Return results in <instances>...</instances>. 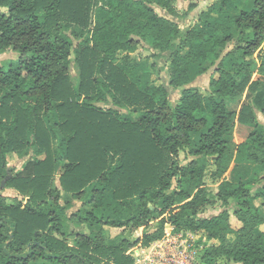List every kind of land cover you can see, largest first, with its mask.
I'll list each match as a JSON object with an SVG mask.
<instances>
[{"label":"trees","instance_id":"trees-1","mask_svg":"<svg viewBox=\"0 0 264 264\" xmlns=\"http://www.w3.org/2000/svg\"><path fill=\"white\" fill-rule=\"evenodd\" d=\"M172 2L0 0V55H17L0 65V183L10 175L5 189L22 197L0 188V264H134L167 228L210 242L200 264H264V124L252 102L227 108L264 90V0H220L183 29ZM138 48L165 57L167 81L140 80L152 69ZM203 64L205 93L191 86ZM236 124L250 129L239 144ZM25 150L11 170L7 155ZM233 164L252 166L251 178L230 181Z\"/></svg>","mask_w":264,"mask_h":264},{"label":"rangeland","instance_id":"rangeland-1","mask_svg":"<svg viewBox=\"0 0 264 264\" xmlns=\"http://www.w3.org/2000/svg\"><path fill=\"white\" fill-rule=\"evenodd\" d=\"M220 0H173L172 5L175 8V10L178 13V16L175 18H172L174 22H176L181 29L186 28L188 26L194 25L197 20L199 13L205 10L208 6L215 2H219ZM191 5L196 6V8L193 11H189V7ZM84 41V37H79L74 39V48H76L78 45H80ZM225 53V51L223 52ZM16 54L13 53L12 51H6L4 54L0 55V65L7 64L8 61L10 60H15L16 59ZM119 56H124V53H120ZM133 57H136L138 60H143L146 58V63L144 68H150L151 74L147 75L146 72L143 70V68L139 69L137 71V75L140 77V80L143 83H148L151 85H159L161 81H167L168 80V63L165 60V57H160V58H151V51L145 49V48H138L137 51L132 54ZM153 64H156V66L151 68ZM204 68L208 69L204 75H199L197 71V65L193 66L191 70L192 74V83L191 86L197 88L201 92L205 93L208 88L209 84V78L213 74V68H209V64H203L202 65ZM70 75L73 78V84H77V70L75 69V65L72 64V67L70 69ZM179 96V91L176 90L174 94L170 96V101L172 106L175 104L177 101V98ZM264 97V90L259 91L258 95L253 97V96H248L246 97V94H244L239 100H243L245 98L244 102L251 103L256 112H258V105L260 106L261 100ZM100 107L107 109L110 105H104V104H99ZM236 110V109H235ZM139 111H136L133 114H129L126 112H123V114L129 115L130 118L134 119L138 115ZM260 122L264 124V119L260 114L257 115ZM233 120L235 117H233ZM238 130H234V133L236 131L237 138H239L240 132H241V138L246 134L245 130H250L249 128L246 127H241ZM53 148L54 150H61L64 152V147L59 143V142H54L53 143ZM33 156L32 150H25L23 152L19 153H10L6 157V161L8 164V167L13 170V171H19L22 167L25 161L29 160ZM180 160L184 164V154L181 152L180 153ZM202 164L205 165L206 167V173H205V182L209 186V191L211 192H216V184H217V178H213L211 174L214 171V167L210 165V163L202 161ZM61 170L59 171V173ZM253 174V170L248 167V165H235L233 164L230 169L228 170L226 177L232 181V182H244L248 179L251 178ZM5 179V178H4ZM2 179L1 182L4 180ZM58 179V178H57ZM55 185H58V181H54ZM1 184V183H0ZM2 195L5 197L9 198H18V200H21L22 197L19 196L16 191L12 189H2ZM258 201L257 203H259ZM63 204V202H61ZM75 207L74 209H77L79 204L74 202ZM261 210L264 213V207L261 208ZM73 211V210H72ZM72 211L70 210L68 214H71ZM221 211V208L219 207V204H217L214 208H208L205 212V217H209L212 215H217ZM230 223L233 228L239 227V223L231 216L230 217ZM71 230V227H70ZM261 230L264 231V224L261 226ZM108 232L111 236V238L115 237L116 235L121 233L120 229H108ZM127 233V232H126ZM136 234V233H135ZM167 235L169 236H176L179 237L176 239V247L173 246L174 240H172L171 244H168L166 247H163V251L165 254L169 252V250H173V252H179L180 258H182L183 255V250L186 249L187 254L191 255L193 258V263L194 264H200V256H201V251L204 247L208 246L210 243L208 241H204L203 236L200 234L191 236L189 233H184V232H176L172 228H167L166 230V237L165 239L167 240ZM127 238L130 237V235L126 236ZM163 240L159 244L165 243L166 240ZM183 244V245H182ZM157 243L152 244L147 251L143 253V249L141 248L140 250H137L133 252V258L135 263L134 264H161L160 262V257L158 254L160 253V250L157 249ZM153 248L152 250L150 248ZM151 250V251H150ZM140 251V252H138ZM177 258V259H180Z\"/></svg>","mask_w":264,"mask_h":264},{"label":"built area","instance_id":"built-area-1","mask_svg":"<svg viewBox=\"0 0 264 264\" xmlns=\"http://www.w3.org/2000/svg\"><path fill=\"white\" fill-rule=\"evenodd\" d=\"M165 237H166V235H165ZM177 238H179V237L167 235V240L164 238L166 240L165 243L159 244V242L161 243L164 239L162 241L156 242L157 243L156 247H157V249L160 250V253L158 254V256L160 257L161 264H194L192 256L187 254L186 249L183 250V253L185 255H183L182 258L179 257L181 253L173 252V250H171V249L169 250V252L167 254L164 253L163 247H166L168 244H171L172 240H174L173 246L176 247V245H177L176 239ZM145 249H149V247L148 248L145 247ZM150 249L152 250L153 248L151 247ZM177 258H180V259H177Z\"/></svg>","mask_w":264,"mask_h":264},{"label":"crops","instance_id":"crops-1","mask_svg":"<svg viewBox=\"0 0 264 264\" xmlns=\"http://www.w3.org/2000/svg\"><path fill=\"white\" fill-rule=\"evenodd\" d=\"M246 97H247V95H246ZM245 101V98L243 99V100H240V101H237V102H235V103H231V104H229L228 106H227V108L230 110V111H234V112H236V113H238L239 112V110H240V108L244 105V104H248V102L246 101V102H244ZM236 109V110H235ZM256 114L258 115V114H260L259 112H256ZM259 119V118H258ZM241 127H243V126H241V125H238V124H236L235 125V130H239L240 129V131H241ZM246 131V134H244V136L241 138V132H240V135H239V138H237V135H236V131H235V133H234V135H233V140H234V142L235 143H237V144H239V143H241V142H243L244 141V139H245V137L247 136V134H248V132L250 131H248V130H245ZM248 167L249 168H252V166H250V165H248ZM263 231V230H262ZM264 232V231H263ZM190 234V233H189ZM191 236H195V235H192L191 234ZM204 241H205V239H204ZM210 243V242H209ZM148 249H143V250H141V251H143V253L145 252V251H147ZM138 252H140V251H138Z\"/></svg>","mask_w":264,"mask_h":264},{"label":"water","instance_id":"water-1","mask_svg":"<svg viewBox=\"0 0 264 264\" xmlns=\"http://www.w3.org/2000/svg\"><path fill=\"white\" fill-rule=\"evenodd\" d=\"M9 178H10V175H7V176L5 177V179L1 182V184H0V188H1V189L4 188L5 182H6V180L9 179ZM128 235H130V232H129V231L126 233V236H128ZM135 236H137V234H135Z\"/></svg>","mask_w":264,"mask_h":264}]
</instances>
